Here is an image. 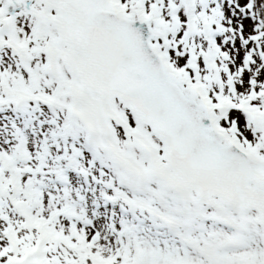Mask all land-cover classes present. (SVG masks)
<instances>
[{
    "label": "snow or ice",
    "instance_id": "1",
    "mask_svg": "<svg viewBox=\"0 0 264 264\" xmlns=\"http://www.w3.org/2000/svg\"><path fill=\"white\" fill-rule=\"evenodd\" d=\"M0 264H264V0H0Z\"/></svg>",
    "mask_w": 264,
    "mask_h": 264
}]
</instances>
